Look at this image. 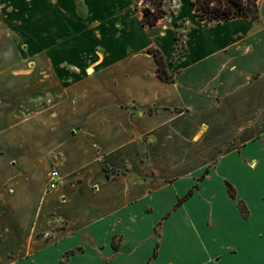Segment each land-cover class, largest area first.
Segmentation results:
<instances>
[{
  "label": "crops",
  "instance_id": "crops-1",
  "mask_svg": "<svg viewBox=\"0 0 264 264\" xmlns=\"http://www.w3.org/2000/svg\"><path fill=\"white\" fill-rule=\"evenodd\" d=\"M131 2L0 0V264H264V0L180 53Z\"/></svg>",
  "mask_w": 264,
  "mask_h": 264
},
{
  "label": "trees",
  "instance_id": "trees-1",
  "mask_svg": "<svg viewBox=\"0 0 264 264\" xmlns=\"http://www.w3.org/2000/svg\"><path fill=\"white\" fill-rule=\"evenodd\" d=\"M163 4L164 0H158L152 17H147L148 13H146L142 21L144 26H155L161 18L167 15ZM192 6L194 7V17L198 22L221 23L237 18L253 21L259 19V0H192ZM176 40H179L178 35ZM149 51L154 54L158 62L159 77L164 81H171L172 77L165 69L161 53L153 49ZM229 192L232 197L235 196L231 188H229Z\"/></svg>",
  "mask_w": 264,
  "mask_h": 264
},
{
  "label": "rangeland",
  "instance_id": "rangeland-1",
  "mask_svg": "<svg viewBox=\"0 0 264 264\" xmlns=\"http://www.w3.org/2000/svg\"><path fill=\"white\" fill-rule=\"evenodd\" d=\"M156 4H158V0H132L128 9L124 11L123 13L125 14L128 12H132L135 15H137L141 21H143V18L145 17L146 13H148L147 17L153 16ZM163 9L167 12V15L164 18H161L157 24L160 25V27L165 26L167 28H170L172 26L179 27V29L176 28L177 30H179L177 32L179 40L177 42L178 46H177L176 51L177 53H180L183 51L184 30L189 28L187 21L182 20L183 18L187 16L186 15L183 16L182 14L187 13L190 10L194 11V7L192 6V0H164ZM181 11L183 12L182 14H181ZM192 18H193L191 19L192 23L197 22L194 15ZM24 114L30 115V112L26 110ZM75 132H76V129H71L69 131V135L70 134L74 135ZM4 154H6V150L2 148V146H0V156ZM146 159H147V156H145V160ZM9 164L12 166H15V163L12 161H10Z\"/></svg>",
  "mask_w": 264,
  "mask_h": 264
},
{
  "label": "built area",
  "instance_id": "built-area-1",
  "mask_svg": "<svg viewBox=\"0 0 264 264\" xmlns=\"http://www.w3.org/2000/svg\"><path fill=\"white\" fill-rule=\"evenodd\" d=\"M62 182V178L60 177L57 171H52L49 176V189L54 190L59 187Z\"/></svg>",
  "mask_w": 264,
  "mask_h": 264
}]
</instances>
